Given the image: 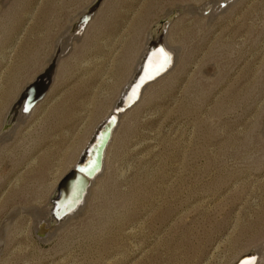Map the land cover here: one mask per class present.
Wrapping results in <instances>:
<instances>
[{
  "label": "rangeland",
  "instance_id": "374dc122",
  "mask_svg": "<svg viewBox=\"0 0 264 264\" xmlns=\"http://www.w3.org/2000/svg\"><path fill=\"white\" fill-rule=\"evenodd\" d=\"M94 1L0 0V127ZM221 1L101 2L0 143V264H231L257 248L264 264V0L202 15ZM174 10L176 63L122 114L81 212L38 238L24 211L47 204Z\"/></svg>",
  "mask_w": 264,
  "mask_h": 264
},
{
  "label": "water",
  "instance_id": "95a60500",
  "mask_svg": "<svg viewBox=\"0 0 264 264\" xmlns=\"http://www.w3.org/2000/svg\"><path fill=\"white\" fill-rule=\"evenodd\" d=\"M102 1L95 0L89 6L77 22L78 29L73 32L74 34H77L80 29H83L87 25ZM226 1L223 0L215 3V6L224 8L227 3ZM178 11L174 10L170 15L163 17L153 27L151 38L146 45V53L141 56L129 82L124 86L118 99H116L112 113L99 124L89 142L81 151L74 166L63 177L55 189V192L50 198L49 225L51 227L62 222L63 219L82 204L87 189L90 186V181L102 169L104 151L111 138L112 130L117 124V115L123 114L138 101L140 91L146 83L158 78L171 67L173 56L167 52L163 43V36L171 21L177 17ZM210 11L211 8L205 6L201 13L203 16L210 15ZM59 54L60 46L58 45L54 50L52 58L48 62L49 64L46 70L36 78V82L25 87L20 100L12 106L8 114V118L11 117L12 123L16 120L18 112L28 114L34 105L48 92L56 73ZM42 227L39 225L38 229L41 230ZM35 235L38 238L40 237L37 231H35ZM250 259L255 263L257 255L252 252L240 258L235 264H242L245 260Z\"/></svg>",
  "mask_w": 264,
  "mask_h": 264
},
{
  "label": "bare ground",
  "instance_id": "6f19581e",
  "mask_svg": "<svg viewBox=\"0 0 264 264\" xmlns=\"http://www.w3.org/2000/svg\"><path fill=\"white\" fill-rule=\"evenodd\" d=\"M224 1H226V0H224ZM227 2V1H226ZM212 5V4H211ZM226 6H227V3H226ZM225 6V7H226ZM224 7V8H225ZM215 9L214 10H212V8H211V11L212 12H214V13H216V12H219V11H221L222 9H224V8H220V7H218V6H215L214 7ZM87 11V10H86ZM85 11V12H86ZM85 12H82V15L85 13ZM174 12V11H173ZM172 12V13H173ZM180 12L181 11H178V14H180ZM171 13H169V14H167L166 16H168V15H170ZM81 15V14H80ZM80 15H79V17H80ZM78 17V16H77ZM78 17V18H79ZM80 19V18H79ZM79 21V20H78ZM78 21H76V23L75 24H73V25H71L70 27H68L65 31H64V33L61 35V37L57 40V42H56V44H55V47H54V50H55V48L59 45L60 46V54H59V59L61 58V56L63 57L64 56V54H65V52H67V50L69 49V47L71 48V46L73 45V43L75 42V41H77V39L78 38H80L81 37V35L84 33V30H85V27L83 28V29H80L79 30V32L77 33V34H74L73 32H75L77 29H78V27H77V22ZM172 22V21H171ZM153 29V28H152ZM152 29H151V31H150V37H149V39L151 38V35H152ZM167 30V29H166ZM166 35V33L164 34V36ZM164 36H163V43H164V46H165V48H166V50H167V52H169L170 53V55H172L173 56V59H172V65H171V67H169L168 69H167V71L165 72V73H163V74H161L158 78H156V79H154L153 81H151V82H148V83H146L144 86H143V88L142 89H146L150 84H152L153 82H155L156 80H158L159 78H161V77H163L164 75H166V74H168L170 71H171V69L173 68V63L175 62V56H177L176 54V52H175V49L174 48H172L171 46H169L168 45V41H165V39H164ZM167 36V35H166ZM148 39V38H147ZM79 40V39H78ZM147 41V40H146ZM145 48H146V44H145ZM145 48H144V50H145ZM54 50H53V53H54ZM143 52V51H142ZM53 53H52V55H53ZM144 53H146V51L144 52ZM143 53V54H144ZM52 55H51V57H50V59L52 58ZM66 55V54H65ZM142 56V55H141ZM59 59H58V61H59ZM140 60V59H139ZM139 62V61H138ZM176 63V62H175ZM49 64V63H48ZM137 65H138V63H137ZM137 65H136V68H137ZM175 65V64H174ZM135 68V69H136ZM46 70V69H45ZM44 70V71H45ZM43 71V72H44ZM135 71V70H134ZM43 72H41L40 74H38L35 78H34V80H33V82L32 83H34V82H36L37 80H36V78H38ZM134 73V72H133ZM132 73V74H133ZM132 76V75H131ZM130 80V79H129ZM129 80L127 81V83L129 82ZM53 81H54V79H53ZM32 83H30V84H32ZM126 83V84H127ZM52 84H53V82H52ZM125 84V85H126ZM29 85V84H28ZM124 85V86H125ZM27 86V85H26ZM25 86V87H26ZM124 86H123V88H124ZM25 87L20 91V93H19V95L17 96V99H16V101L15 102H13V104L11 105V107L9 108V110H8V112H7V114H6V117H5V120H4V122L2 123V125H1V127H0V143H4V142H6L10 137H9V135L11 136V134L14 132V130H15V127L18 125V124H20L21 122L20 121H23V120H28L29 119V117L31 116V115H33V113H34V111H35V109L37 108V106L40 104V102H42L43 100H45V98L47 97V94H48V92H49V90L51 89V87H52V85H51V87H50V89L48 90V92L45 94V96L38 102V103H36L35 105H34V107L29 111V113L28 114H23V113H21V112H18V114H17V117H16V120L15 121H13V123H12V119H11V117L10 118H8V114H9V111L11 110V108H12V106L13 105H15L17 102H18V100H20V97H21V94H22V92H23V90L25 89ZM123 88L121 89V91H120V93H119V95H118V97L120 96V94H121V92H122V90H123ZM141 89V90H142ZM142 91H140V93H141ZM141 99V97H140V95H139V99H138V101L135 103V104H137L138 102H139V100ZM134 104V105H135ZM114 105H115V103L109 108V110H108V112L105 114V117L102 119V121L103 120H105L106 118H107V116L109 115V114H111L112 113V110H113V108H114ZM133 105V106H134ZM132 106V107H133ZM122 118V114H118L117 115V124H116V126L114 127V129L112 130V134H111V138H110V140H109V142H108V144H107V146H106V148H105V151H104V156H103V166H102V169H101V171L99 172V174H97L91 181H90V186H89V188L87 189V193H86V195H85V197H84V199H83V202H82V204L79 206V207H77V209L75 210V211H73L70 215H68L65 219H63V221L62 222H60L59 224H58V226H62L64 223H66V222H68L69 220H72L77 214H79L80 212H81V210L83 209V207L85 206V203H86V199H88V197H89V195L91 194V191H92V188H93V186H94V184H95V182L97 181V179L103 174V172H104V169H105V165H106V160H107V152L109 151V148H110V146H111V144H112V142H113V139H114V135H115V133H116V131H117V129H118V126H119V123H120V119ZM102 121H100V123L102 122ZM100 123H98L91 131H90V133H89V136H88V140H87V142H86V144L89 142V140H90V138H91V136L93 135V133H94V131L96 130V128L99 126V124ZM86 144H85V146H86ZM85 146H83V147H85ZM83 150V149H82ZM81 150V151H82ZM81 151L79 152V154H78V158H79V155H80V153H81ZM77 158V159H78ZM77 161V160H76ZM75 161V162H76ZM75 164V163H74ZM74 164H73V166H74ZM72 166V167H73ZM71 167V168H72ZM69 172V171H68ZM67 172V173H68ZM66 175V174H65ZM64 175V176H65ZM63 176V177H64ZM62 177V178H63ZM62 178H61V180H62ZM61 180L58 182V184L61 182ZM58 184H57V186H58ZM57 186H56V188H57ZM55 188V189H56ZM55 192V191H54ZM52 197V196H51ZM51 197H49V201L47 202V204H45L43 207H41V208H31L30 210H26V211H24V213H27L33 220H34V226H35V231H37V233H38V226L39 225H41V226H43L42 227V229L40 230L41 231V233H40V238H46L47 236H48V234L51 232V229L52 228H55V227H58V226H50L49 225V209H50V207H51V204H50V198ZM15 211V210H14ZM18 211H20V210H16L15 212H14V214H12L11 213V217H15L16 216V214H19V212ZM21 212V211H20ZM23 213V212H22ZM11 217H9V218H11ZM77 217V216H76ZM44 230H46V231H44ZM44 232H46L45 233V235H44ZM254 253V254H256L257 255V257L258 256H260L259 254H260V252H261V249L260 248H257V250L256 249H254V250H252L251 252H246V253H243L242 255H240L237 259H235V261H233L231 264H235L240 258H242L243 256H247L248 254H250V253ZM242 264H258V262H257V259H256V261H255V263H254V261L253 260H245Z\"/></svg>",
  "mask_w": 264,
  "mask_h": 264
}]
</instances>
